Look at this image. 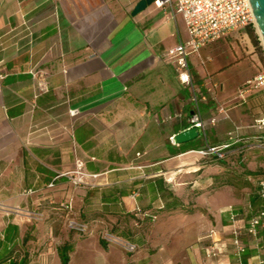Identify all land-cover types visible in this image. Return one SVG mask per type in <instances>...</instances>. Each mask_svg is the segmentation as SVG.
Here are the masks:
<instances>
[{
  "label": "crops",
  "instance_id": "crops-1",
  "mask_svg": "<svg viewBox=\"0 0 264 264\" xmlns=\"http://www.w3.org/2000/svg\"><path fill=\"white\" fill-rule=\"evenodd\" d=\"M138 2L0 0V252L13 250L0 264H62L65 243L68 264H264L244 172H264V86L239 93L264 48L247 27L188 56L205 128L172 145L194 104L163 55L188 34L173 4L133 15ZM34 72L46 75L40 95ZM221 144L223 159L195 152ZM74 170L96 176L55 178Z\"/></svg>",
  "mask_w": 264,
  "mask_h": 264
},
{
  "label": "built area",
  "instance_id": "built-area-1",
  "mask_svg": "<svg viewBox=\"0 0 264 264\" xmlns=\"http://www.w3.org/2000/svg\"><path fill=\"white\" fill-rule=\"evenodd\" d=\"M156 4H173L177 13H179L185 23L188 38L185 42H180L174 47L170 48L164 53V57L174 62V68L177 73L179 81L191 90V101L194 104L193 112L189 118L190 126L199 129L205 128V122L200 111V102L206 100V94L196 90L188 62V56L192 53H198L201 48L209 43L219 40L230 32L240 30L247 27L257 29L256 22L253 15L250 0H156ZM259 41L263 46L262 39L259 35ZM1 79V75H0ZM34 79L36 81V95H40L47 91L46 75L42 72H34ZM264 86V68L254 77L248 79L240 89V95L251 89ZM219 112L223 113L225 110L219 108ZM71 116H75L78 111L70 110ZM175 117V116H174ZM169 116L167 119H171ZM216 119H211L210 123L215 124ZM260 126H264V120L259 121ZM177 134L169 136L168 140L172 145L177 146L179 143L176 140ZM264 138V137H262ZM263 141H259L256 146L262 147ZM229 144L208 145L203 149L195 150L201 155H212L217 159H223L226 155V150ZM60 176H68L74 186L83 184L85 177H95V174H87L81 170L68 171L58 174L55 178ZM52 183L50 184V186ZM263 205V209L257 215L251 217L246 232L252 235L257 234L258 227L263 223L264 219V181L258 183L257 191ZM70 208L71 205L68 204ZM231 218L234 219L236 214L232 207H228ZM70 227L76 229L81 233L87 231L86 224L70 222ZM241 230L234 231L235 249L234 254L240 255L244 251V247L239 243L238 238ZM110 241L121 243L126 249L133 251L135 249L133 244L125 243L111 235L106 236Z\"/></svg>",
  "mask_w": 264,
  "mask_h": 264
},
{
  "label": "water",
  "instance_id": "water-1",
  "mask_svg": "<svg viewBox=\"0 0 264 264\" xmlns=\"http://www.w3.org/2000/svg\"><path fill=\"white\" fill-rule=\"evenodd\" d=\"M156 0H139L135 5L132 14L135 15L138 12L144 10L148 5L152 4ZM251 7L253 10L254 19L258 29V33L262 39L264 45V0H250ZM198 136L196 127L186 129L176 135L178 143L187 142L195 139Z\"/></svg>",
  "mask_w": 264,
  "mask_h": 264
},
{
  "label": "trees",
  "instance_id": "trees-1",
  "mask_svg": "<svg viewBox=\"0 0 264 264\" xmlns=\"http://www.w3.org/2000/svg\"><path fill=\"white\" fill-rule=\"evenodd\" d=\"M248 33L251 37V40L253 42V44L255 45L256 49L260 51V46H259V39H258V36L255 34V30L253 27H248ZM253 178L256 179L257 181V190H258V183L260 181H264V175L262 176V174H260L259 172H250L249 173ZM254 201L256 202L255 203V206L253 205L252 208H253V214L252 216L254 215H257L259 213V211L261 209H263V205H262V201L258 195V193H256V196L254 197ZM60 207H63V208H67V209H70L68 207V205L66 204H63V205H59ZM251 216V217H252ZM85 224V223H84ZM134 245V244H133ZM73 245L71 243H65L64 245H62L60 248H59V254H60V257H61V260H62V264H68V261H69V252L70 250L72 249ZM134 247H136L134 245ZM13 252V250L11 249H4L2 252H0V263L3 262L4 260H6V258L11 255V253ZM27 261V258H23L21 260V263L20 264H25Z\"/></svg>",
  "mask_w": 264,
  "mask_h": 264
},
{
  "label": "rangeland",
  "instance_id": "rangeland-1",
  "mask_svg": "<svg viewBox=\"0 0 264 264\" xmlns=\"http://www.w3.org/2000/svg\"><path fill=\"white\" fill-rule=\"evenodd\" d=\"M154 3H155V2H154ZM155 4H156V3H155ZM254 30H255V29H254ZM255 31L258 33V29H256ZM258 35H259V33H258ZM196 140H201V136L197 137ZM243 163H244V162H243ZM243 163H242V164H243ZM243 171H244V170H243ZM244 172L247 173V174L250 173V172L247 171V170H245ZM262 173H264V172H262ZM262 173L260 172V174H262ZM249 175H250V174H249ZM252 178H253V177H252ZM247 182H248V181H247ZM249 183H251V181H249Z\"/></svg>",
  "mask_w": 264,
  "mask_h": 264
}]
</instances>
